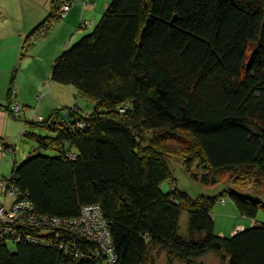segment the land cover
Listing matches in <instances>:
<instances>
[{"label":"trees","instance_id":"16d2710c","mask_svg":"<svg viewBox=\"0 0 264 264\" xmlns=\"http://www.w3.org/2000/svg\"><path fill=\"white\" fill-rule=\"evenodd\" d=\"M75 1L52 0L29 39L48 36ZM108 4L98 23L80 22L79 31L97 25L56 59L50 80L75 86L95 111L83 116L74 105L26 120L49 134L24 136L54 153L13 165L7 180L29 207L23 224L0 237V264H155L157 247L170 262L203 264L212 252L227 264H264V200L230 189L255 222L221 235L217 198L180 191L167 157L181 155L204 183L235 170V183L264 179V0ZM186 136L193 144L171 143ZM89 207L107 228L100 242L72 223Z\"/></svg>","mask_w":264,"mask_h":264},{"label":"rangeland","instance_id":"374dc122","mask_svg":"<svg viewBox=\"0 0 264 264\" xmlns=\"http://www.w3.org/2000/svg\"><path fill=\"white\" fill-rule=\"evenodd\" d=\"M40 1H44L45 4L43 5V3ZM83 1L84 0H78L72 3V10L69 11V13H78L73 15L74 18L73 20H70L69 24L65 23L67 16L63 17L59 24H57L48 34V36L40 37L36 40H30L29 35L31 34L32 30L50 14L52 0H0V3H3L2 9H0V32H4L7 28H10V31H12L14 26H22L24 25V22L29 29L22 41L19 43L17 42L18 44L16 42L14 43L13 41L3 42L0 44L1 64L3 62L4 64H10L12 62L14 65H16V68L19 69L16 73L18 76L20 71L23 69L21 73V82L24 83L23 92H25V88L29 82L34 84L33 80L37 75L45 76L44 81L41 84V89L34 95L33 99H29L30 102L28 104H22L18 101L11 102L8 110L12 114L21 115L24 113V109L19 111L18 109L12 108L13 104L16 102L21 106L25 105L24 108L26 111H28V114L34 112L35 110L38 111L39 108H41L38 114L41 113L48 116L51 110L53 111L54 109L71 107L74 105H78L79 112L83 116H89L95 111L96 102L80 95L75 86L69 84H60L55 81H51L50 83L52 69L56 59L62 55L65 49L71 48L76 42H78L83 35L91 33L94 30L95 26L109 5L102 1L96 8L89 10L90 6L86 9V3ZM111 1L112 0H109V2ZM66 6L68 5L65 4L62 7V9L65 11H67L65 9ZM78 6H80V8ZM83 9L84 12L82 11ZM83 20H97V23L90 29H82V31H79V24ZM24 52L26 55L23 59H21V55L24 54ZM13 90L12 94H14ZM34 117L38 118L37 115H34ZM43 118L44 116L39 117L40 120H43ZM26 130L41 135L49 134L46 129L31 124L27 126ZM181 142L182 143L176 142V140H171V143H174L173 145L179 147H183L185 143L193 144V140L187 136L185 138L182 137ZM9 148L10 147L7 148L6 145L0 141V152L4 154V150L7 152V149ZM40 153L51 155L54 152L51 150L40 149L35 139L23 136L18 142L17 151L14 156V162L17 166H19L26 159ZM167 157L173 177L175 178L180 191L188 193L193 198H197L201 195L213 196L217 198V203L213 209V218L215 220L216 231L218 233H220L221 228H233L234 226L236 227L238 223H244L246 221L250 222V219L242 217L237 210L232 209V205L233 208L237 207L230 197V189H234L239 193L250 194L256 198L261 196L264 200V179H262L260 176H256V174H252L253 176L251 179L245 181L244 183H235L234 179L239 174V171L235 170V172H227L224 175L218 176L216 183H204L201 181L199 175L196 176L193 174L201 173L198 171L197 167L193 165L191 170L188 169L185 160L181 155L167 153ZM10 173L6 177L2 178L0 182L6 180L10 176ZM258 177L259 180H256ZM164 190H170V185L168 183L164 184ZM0 196L1 200L6 205V210L14 208L11 206L17 200V196L15 193L11 192V189H8L4 196L2 193ZM225 199L227 200L228 205H226V201H224ZM3 215H5V218L7 219L11 218L10 213L8 212L4 213ZM257 219L264 221V209L259 211ZM0 224H2V222ZM6 226L11 228L13 225L9 222ZM6 226H2L1 228H5ZM188 226L189 213L184 211L180 217L181 232L185 233ZM243 230L244 227L240 226L236 229V233H239ZM225 231L227 232H224V235H230L231 232L229 229ZM153 251L155 255V264L195 263L181 260L170 262L166 250L162 247H157ZM200 261H202L203 264H227V261L222 260L219 255L212 252L202 257Z\"/></svg>","mask_w":264,"mask_h":264},{"label":"crops","instance_id":"0c3cea01","mask_svg":"<svg viewBox=\"0 0 264 264\" xmlns=\"http://www.w3.org/2000/svg\"><path fill=\"white\" fill-rule=\"evenodd\" d=\"M102 1H104L105 4L109 3V0H89L90 4L86 6L85 8L87 9L90 6L89 10L94 9ZM40 2H42L43 5L45 4L44 1H40ZM2 5L3 3H0V9H2ZM78 7L80 8V6ZM82 11L84 12V9ZM77 13L78 12H74L73 14L68 13L65 23L69 24L70 20L71 19L73 20L74 18L73 15ZM10 30H11L10 28H7L4 32H0V44L3 42H8V41H13L14 43L21 42L24 36H26L29 29L27 28V25L24 22V25L17 26V27L14 26L13 30L12 31ZM16 69H17L16 65H14L12 62L10 64L8 63L4 64V62L1 64L0 62V141L4 143L7 148L10 147L9 149H7L6 154H3L2 152H0V180L6 177L13 168V165L15 163L14 156L17 151L18 142L24 136V133L28 126L26 125L27 124L26 120L31 121L32 119H36L34 115H41V116L46 117L45 114H41V113L38 114L41 108H39L38 111L35 110L34 112L30 114H28V111L25 110L24 113H22L21 115L12 114L8 110L9 105L11 104L12 101H18L22 104H28L30 102L29 99L30 98L33 99L34 95L37 92H39V90L41 89V84L45 78L44 75L43 76L37 75L34 80L31 79L34 81V84L32 82H29V84H27L25 88V92H23L24 83L21 82V73L23 69L22 71H20L19 76L16 74ZM12 88L14 89L13 90L14 94H12ZM258 198L262 199L261 196H259ZM226 205H228L227 201H226ZM232 209L238 211L237 208H233V205H232ZM242 217H245V216H242ZM246 222L238 223L236 227L234 226L233 228H224V229L221 228L220 234L224 235L225 234L224 232H227L225 231L227 229H229V231L231 232L230 235L235 234L236 229L239 228L240 226H243L244 229H246L247 226L248 227L253 226L255 221L250 220V222L249 221H246Z\"/></svg>","mask_w":264,"mask_h":264},{"label":"built area","instance_id":"2783aa9c","mask_svg":"<svg viewBox=\"0 0 264 264\" xmlns=\"http://www.w3.org/2000/svg\"><path fill=\"white\" fill-rule=\"evenodd\" d=\"M65 9L67 10L68 6H66ZM16 103L13 104V106H12L13 109H18L19 111L21 109H23L19 103H17V104ZM37 117L39 118L41 116L37 115ZM5 153L6 152L4 150V154ZM8 184H9V186H8ZM8 189H11V192L15 193L14 188H12V185L9 183V181L7 179L3 180V182H0V194L2 193V195L4 196V194L7 193ZM5 207H6L5 203L0 198V223L2 222V224H0V237L7 235V234L10 235V234L15 232L14 226H11V228H8V226H6L9 222L12 223V225L14 223L19 224V225L23 224L24 220H23L22 216L24 215L25 208L29 207V203L26 201H21V200L17 199L15 201V203H13V205L11 206L14 208L8 209L10 211L6 210ZM7 212L10 213V216H11L10 219L5 218V215H3L4 213H7ZM31 220L33 221V218ZM41 220L46 221L47 219L41 218ZM51 221L56 225H59L61 223V221L57 218H52ZM72 223L75 225H78L79 228H82L84 230V232L88 235V237L91 239L98 240L99 242L106 239L107 228L104 225L103 221H101L100 210H98L97 207L85 208L83 210L82 216L77 218V219H74L72 221ZM1 225L6 226V227L1 228L2 227ZM103 250H105V249H103ZM109 250L110 249H108V251ZM111 262L115 264L116 260L114 259V257L111 258Z\"/></svg>","mask_w":264,"mask_h":264},{"label":"bare ground","instance_id":"6f19581e","mask_svg":"<svg viewBox=\"0 0 264 264\" xmlns=\"http://www.w3.org/2000/svg\"><path fill=\"white\" fill-rule=\"evenodd\" d=\"M54 110H56V109H54ZM58 110V109H57ZM60 110V109H59ZM51 112H52V110H51ZM45 118V117H44ZM43 232H45V231H43ZM46 233V232H45Z\"/></svg>","mask_w":264,"mask_h":264}]
</instances>
